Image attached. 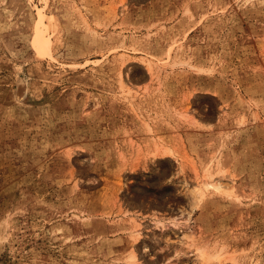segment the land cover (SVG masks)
Listing matches in <instances>:
<instances>
[{
    "label": "rangeland",
    "instance_id": "obj_1",
    "mask_svg": "<svg viewBox=\"0 0 264 264\" xmlns=\"http://www.w3.org/2000/svg\"><path fill=\"white\" fill-rule=\"evenodd\" d=\"M0 264H264V0H0Z\"/></svg>",
    "mask_w": 264,
    "mask_h": 264
},
{
    "label": "bare ground",
    "instance_id": "obj_2",
    "mask_svg": "<svg viewBox=\"0 0 264 264\" xmlns=\"http://www.w3.org/2000/svg\"><path fill=\"white\" fill-rule=\"evenodd\" d=\"M45 7H46V1L43 3V6L36 7L37 19H36V25H35V34L33 38V45L35 46V48L39 50L40 53L41 52L47 53V54H44V53H41V54L48 55L49 48L53 41L52 40L53 33L51 31L50 24H49L51 20L46 13ZM148 69L150 70V68ZM211 177L210 179H212ZM210 179L209 181L205 179L203 180L204 182H202L203 183L202 185L194 186L193 188L190 189V195H192L193 201L199 202V199L203 197V193H205L203 192V188L207 189L208 187H211L216 190L221 189L222 185L220 186V183L218 181L213 183L210 181ZM224 255L225 254H221L220 252H215V253L209 252L207 251V249L201 248V247L195 248L196 258L203 263H208V262L220 263L221 261H223L222 259L224 258Z\"/></svg>",
    "mask_w": 264,
    "mask_h": 264
}]
</instances>
